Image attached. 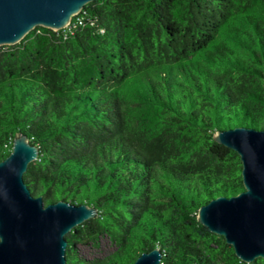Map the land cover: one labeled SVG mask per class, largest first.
Masks as SVG:
<instances>
[{"label":"trees","instance_id":"obj_1","mask_svg":"<svg viewBox=\"0 0 264 264\" xmlns=\"http://www.w3.org/2000/svg\"><path fill=\"white\" fill-rule=\"evenodd\" d=\"M264 0H92L65 29L0 46V160L15 135L40 156L35 196L99 216L66 234L67 264H264L198 219L245 189L242 160L213 135L264 128ZM115 250L87 260L82 243Z\"/></svg>","mask_w":264,"mask_h":264},{"label":"water","instance_id":"obj_2","mask_svg":"<svg viewBox=\"0 0 264 264\" xmlns=\"http://www.w3.org/2000/svg\"><path fill=\"white\" fill-rule=\"evenodd\" d=\"M90 1L0 0V46L22 41L37 26L65 29ZM213 137L240 155L245 189L212 198L199 207L198 219L223 235L236 255L250 263L264 258V128L219 129ZM39 156L38 146L18 132L11 154L0 160V264H67L66 234L99 216V209L87 202L47 204L42 195H33L24 174ZM162 260L163 253L156 246L142 252L133 264H160Z\"/></svg>","mask_w":264,"mask_h":264},{"label":"rangeland","instance_id":"obj_3","mask_svg":"<svg viewBox=\"0 0 264 264\" xmlns=\"http://www.w3.org/2000/svg\"><path fill=\"white\" fill-rule=\"evenodd\" d=\"M113 242L103 237L100 239L99 244L96 243H82L78 245V251L82 257L87 260H93L96 258H105L115 250Z\"/></svg>","mask_w":264,"mask_h":264}]
</instances>
